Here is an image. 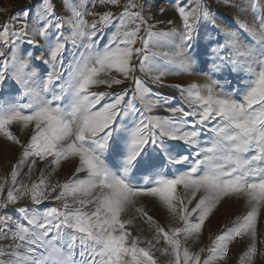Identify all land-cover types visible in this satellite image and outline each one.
Here are the masks:
<instances>
[{
    "label": "snow or ice",
    "instance_id": "1",
    "mask_svg": "<svg viewBox=\"0 0 264 264\" xmlns=\"http://www.w3.org/2000/svg\"><path fill=\"white\" fill-rule=\"evenodd\" d=\"M97 3L121 10H88ZM174 3L181 23L169 20L167 30H155L133 0H61L67 15L54 0H37L0 23V94L6 80L18 86L0 95V138L21 149L10 183H0V196L9 184L0 210L25 198L32 205L14 208L15 216L0 211V241H8L0 264H159L156 252L167 264H227L237 240L248 242L239 264L264 257V0H223L237 8L232 27L217 23L206 0ZM201 22L223 35L205 53L209 71L235 76V86L211 77L165 82L201 62ZM39 162L73 171L63 183L50 185L42 170L30 186L18 185L24 166L30 174ZM49 199L61 204L41 209ZM145 200L165 210L167 226ZM229 202L241 212L192 251L188 241ZM141 221L150 239L139 234Z\"/></svg>",
    "mask_w": 264,
    "mask_h": 264
},
{
    "label": "rangeland",
    "instance_id": "2",
    "mask_svg": "<svg viewBox=\"0 0 264 264\" xmlns=\"http://www.w3.org/2000/svg\"><path fill=\"white\" fill-rule=\"evenodd\" d=\"M127 0H121V6L126 3ZM138 5H143V15L145 19L148 20L149 23L156 24L155 30H167L170 25L167 24V21L173 20L175 21V25H180V19L175 10L174 0H133ZM211 10L216 13L217 23L222 27H232L233 25V17L237 14V8L235 7H227L223 3V0H206ZM234 3L239 4L241 0H233ZM37 0H0V23L8 20L9 17L15 16L22 9L32 7ZM56 5V11L58 14L67 15V13L62 12L61 8V0H54ZM89 11L95 12H103L105 10H111L114 13H118L121 8L113 7L110 5H99L98 3L95 7L89 6ZM136 10H140L139 8ZM89 21L92 20L91 16L86 17ZM243 18V16L241 17ZM250 19V16H249ZM163 22V23H157ZM111 31V30H109ZM199 35L196 38V43L194 45V50L197 56L200 57L201 62L193 66V70L190 73L185 74H176L169 76L166 79V83L169 84H181L187 85L189 83H197V84H205L209 82V77L213 80H219L220 84L224 85L225 89H228L232 86H235L236 78L235 76H227L228 79L232 80V85L225 84V76H222L218 73H211L209 71L210 61L205 53L208 51L210 46L217 43V40L220 42L223 41V35L219 32L218 29L212 28L210 24L201 22L199 28ZM206 33H210L216 39H207ZM241 39L246 41L248 38L243 33H241ZM107 40V34L104 35V41ZM102 41L101 43H103ZM69 47H71L69 45ZM27 48V46H25ZM42 50H36L35 55H39ZM39 68L43 69V65L39 62H34ZM128 83L122 86H117L114 90H119V87H127ZM18 90V86L11 80H6L3 85V93L0 95L10 96L14 95ZM100 91L105 90L104 88L98 89ZM158 91L166 93L169 96L179 97V93L175 91H171L167 88L158 89ZM157 114H164L163 109H158ZM13 131L19 134V129L17 127H13ZM22 142H26L28 137L26 135L20 136ZM21 149L19 146H15L5 141L3 138H0V183H4V180L7 179L10 183L11 177V169L13 164H15L18 160ZM43 170L44 175L48 177L50 185L63 183L70 176L73 171V165L71 164H63L60 169L53 172L52 166L45 165V162H39L36 164L35 168L32 172L28 173L27 165L21 170V174L18 177L17 184L20 182H24L28 186H30L33 182L37 181L40 177L41 171ZM51 173V175H49ZM9 184L6 183L4 185V192L0 199L6 197L8 191ZM59 193V188L52 195L55 196ZM71 203V201H69ZM144 203L147 205L149 210V214L153 216L155 220L161 223L162 226L166 225V212L153 201L145 200ZM61 204L60 201H55L53 199H49L44 201L39 207L41 209L59 206ZM32 206L31 201L28 198H25L15 206L10 205L7 209L0 210L2 212H6L11 215H16L13 211L14 208L20 206ZM241 206L236 203L229 202V204L225 205V207L220 208L208 221H206L205 228L199 238V240H190L188 241V246L192 251H199L201 247H206L210 245L211 239L217 235L224 225H230L231 221L241 212ZM260 236L258 240L264 239V210L261 211V215L259 217V225ZM143 229L139 234L142 238H151L153 235V230L146 223L138 222V229ZM136 233L134 232V235ZM0 243H8V241H0ZM247 240L241 242L237 240L230 246L229 259L227 264H239V257L242 255L243 251L246 250ZM163 242L157 247H162ZM258 248L264 250V244L258 243ZM156 256L159 260V264H167L169 257L161 255L160 252H156ZM255 264H264V257H260L259 255L256 258Z\"/></svg>",
    "mask_w": 264,
    "mask_h": 264
}]
</instances>
